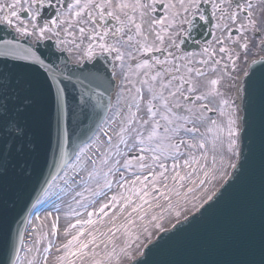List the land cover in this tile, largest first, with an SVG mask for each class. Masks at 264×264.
<instances>
[{
  "label": "snow or ice",
  "instance_id": "obj_1",
  "mask_svg": "<svg viewBox=\"0 0 264 264\" xmlns=\"http://www.w3.org/2000/svg\"><path fill=\"white\" fill-rule=\"evenodd\" d=\"M202 4L211 5V16L215 21L212 28L219 30L223 37H217L215 31L211 33L215 44L219 46V59L216 58L217 49L211 42L202 49L200 59H193L192 53L179 54L180 44L183 43L181 36L186 32L184 25L190 29L197 15L199 20H207L205 12L201 11ZM158 8H162L163 12L156 14ZM239 21L242 22L233 28ZM0 26L18 37L16 40H0V57L5 58L0 60V178L7 175L10 166L23 172L26 157L32 151L27 130L16 118L23 111V105L31 101L26 97L21 98L20 79L13 70L26 71L36 65L44 66V60L37 55L33 43L53 40L55 48L60 52L68 53L69 56L75 54L74 59L78 64L83 61L91 62L98 56L106 57L112 62L113 75L115 76L117 68L120 69V76L131 85L128 88L130 99L123 107L118 101L113 114V123L118 122V131L115 132L119 142L115 145L116 154L124 155L119 152V144H124L128 152L138 151L141 154L133 159L139 161L140 172L147 174H134V179L128 181L124 173L117 170L119 179L109 180L110 174L116 175L113 169L109 168L108 172L103 174V186L98 185V190L92 191L93 196H106L103 189L110 190L113 183L122 190L127 183H130L131 187L126 190L127 195L121 191L119 195L111 196L108 202L101 204L95 211H87L88 205L83 203L86 198L83 193L77 192L76 196L81 199L75 202L85 209L87 219H77L65 229L66 237L73 231L75 234L57 248V252L63 254L56 258V264H113L120 254H128L132 241L139 239L138 235H133V227L137 223L133 214H139L138 220L143 224L148 215L144 205L151 207L148 197L153 192H159V196L167 201L166 207L158 202L156 207H164L165 211H169L173 204L167 193L174 192L177 197L183 195L184 199H187L189 194L210 182L209 176L215 177L219 171L216 167V153L239 156L236 152L235 109L229 100L224 98L220 86L225 77L231 79L238 74L239 57L225 46L226 40H231L233 44L238 43L245 54L249 51L248 40L240 42L238 38L233 39V31L239 36H245L250 30L260 39L259 47L264 51V36L259 35L264 31V27L254 14L252 0H219V3L217 0H0ZM225 32L229 34L227 37L223 36ZM21 40H27L29 43L25 45ZM156 53L160 55H152L151 60L147 58L149 54ZM247 74L245 70V75ZM241 82L244 83L243 78ZM137 84L141 86L137 87ZM246 91L247 88H238L240 94ZM62 96L63 90L61 99L58 100L60 112H63L64 108ZM213 101H217L216 107L212 106ZM226 106L229 107V112L225 138V129L216 120L210 119L207 113L219 110L220 116H224ZM177 109H183L186 114L177 116ZM201 126L204 131H201ZM209 134L213 135L210 137ZM112 146L111 136L97 145V151L103 149L106 152L101 160L102 164L109 163L108 157L112 154L106 149ZM88 147L90 145L80 149L76 155L78 162L83 161ZM182 147L188 150L183 165L178 162L179 157L185 156L181 151ZM192 150H200L199 159ZM209 151L213 153L211 168L200 165V160L207 161ZM169 158L173 161L171 169L165 163ZM91 163L95 165L96 161L92 160ZM115 163L121 165L125 171L132 167V159L127 157L122 164L119 160ZM219 163L223 166V155ZM228 166L237 168V164L231 162ZM182 167L192 168V171L181 174ZM200 172L205 179H200ZM88 175L93 177L94 173L89 172ZM193 176L196 178L193 179ZM169 179L173 181L172 187L167 183ZM161 182L165 191L156 187L157 183ZM186 182L194 187H188L182 194L179 189L184 187ZM64 183L68 184V179H65ZM137 183L142 187H137ZM133 197L138 198L140 202L136 203ZM210 200L211 195L205 203ZM117 206L119 215L127 212L124 222L116 224L117 213H113L112 227L108 232L100 233L99 236L91 230L86 233V226L90 229L97 222H102L103 217L108 216L106 209ZM176 206L178 207V202ZM180 214L179 211L174 213L177 219ZM74 215L79 217L81 213L74 211ZM162 218V214L151 215L150 223L157 231L163 227L159 222ZM36 219L39 220V217ZM148 231L147 226L141 228L143 233ZM118 232L126 237L119 253L114 243ZM57 233V223L53 222L50 227L51 237L55 238ZM85 236L87 239H82ZM148 238H151L150 234ZM41 239H48V233L41 232L35 244L39 245ZM100 243L105 244L102 257L97 251ZM109 244L113 245L110 251ZM51 247L52 241L49 240L48 246L43 249L45 261ZM34 250L38 252L39 248H29L28 252ZM19 261L17 249L11 264H19ZM27 264H39V261L29 257Z\"/></svg>",
  "mask_w": 264,
  "mask_h": 264
},
{
  "label": "water",
  "instance_id": "obj_2",
  "mask_svg": "<svg viewBox=\"0 0 264 264\" xmlns=\"http://www.w3.org/2000/svg\"><path fill=\"white\" fill-rule=\"evenodd\" d=\"M206 28L201 26L197 37L205 40ZM2 39L16 40L0 26ZM33 47L44 66L13 70L20 79L21 98L31 101L16 118L27 130L32 151L23 172L10 166L0 178V264H11L30 209L95 133L112 92L105 62L97 59L79 68L69 65L50 41ZM256 62L241 82L247 91L239 93L237 168L212 200L162 233L130 264H264V59ZM61 90L70 96L63 112L57 111L55 99L61 97L54 94ZM61 113L66 116L63 125L57 124Z\"/></svg>",
  "mask_w": 264,
  "mask_h": 264
},
{
  "label": "rangeland",
  "instance_id": "obj_3",
  "mask_svg": "<svg viewBox=\"0 0 264 264\" xmlns=\"http://www.w3.org/2000/svg\"><path fill=\"white\" fill-rule=\"evenodd\" d=\"M253 4V11L255 16L262 22L263 27V18H264V0H252ZM242 21H239L238 24L234 27H237L239 23ZM217 37H222V34L219 30H214ZM229 34L225 32L223 34L224 37H227ZM260 36H263L262 32L259 33ZM223 38V37H222ZM233 39H239L240 42H244L245 39L248 40L249 44V51L247 54H245L240 48L239 44H233L231 40H226L225 46L228 47L235 55L239 57L238 63H237V69L238 74L234 75L233 78L229 79L225 77L222 81V84L220 86V91L224 94V98L229 100L230 105L235 109V116H236V131H237V137H236V152L238 148V117L240 115L238 110V103L237 98L235 97L236 92V84L238 81V77L242 76L245 73V68L247 64L255 59L258 55V47L261 43L260 39H257L253 33L249 30L245 36H232ZM210 43V42H209ZM209 43L206 44L204 47L209 46ZM211 44L213 47L217 49V59L220 58V54H218V45L215 44L214 39H212ZM202 47L201 50L196 55L198 59L201 58L202 55ZM147 98V97H146ZM120 102V106L123 107L126 102L122 97H118V100L115 98V101L113 102L114 107L111 109L110 114L108 115L107 119L105 120L103 126L99 130L98 134L94 138V140L89 144L90 147L86 148L83 161L78 162L76 159L68 166V168L65 169L64 173L52 184L49 192L45 194V196L38 202L36 205L33 213L30 216V219L28 221L27 226V236H26V243L21 249L20 253V261L19 264H27V258L34 257L39 261V264H56V258L59 255H62V252H57V248L61 247L64 243L67 242L68 239H71V236L75 234V231H73L69 236L64 235L65 229L68 227L69 224L75 223L77 219L80 220H86L87 219V213L83 207L78 205L75 200H80L81 197H77L76 193L81 192L83 193V196L86 198L83 203H86L88 205L87 211H95L98 210L100 205L103 203L108 202V200L113 195H119L121 191H124L127 195V189L131 187L130 183H127L125 185V189H120L116 183H113L112 188L109 190L108 188H104L103 191L106 193V196H100L95 197L92 195V191L98 190V185L103 186L104 184V173L108 172L109 168L113 169V173L116 175L110 174L108 176L109 180L112 179H119V175L117 174V170L119 172L124 173V176L126 180L131 181L134 179L135 175H146L147 173H141L139 170V161L136 159H133L134 156H138L141 153L138 151H132L128 152L124 144H119V152L124 153V155H117V148L116 144H118V138H115V132L114 127L116 126V123H113V114L116 111L117 102ZM213 107L217 106V101H213L212 103ZM183 112V109H177L176 110ZM229 107L224 108V116H220L219 110L213 111L215 113L214 115H210V113H207V116L210 119H214L220 124L224 129L223 136L227 137V119ZM143 114V113H142ZM182 115V116H183ZM190 126V125H189ZM201 131H204L203 126H201ZM107 133V135H105ZM181 135H184L181 133ZM213 134H209L211 137ZM108 136L112 137L113 140V146L111 148H107L106 151L110 152L112 155L108 157L109 163L107 165L102 164L101 160L104 158V155L106 154L105 150L97 151V145L101 141H106L108 139ZM195 143V141H193ZM226 146V145H225ZM181 151L185 153V156H181L178 158V162L183 165V160L186 158L187 151L183 147L181 148ZM196 157L199 159L201 152L200 150H192ZM150 155V154H149ZM216 159L217 164L216 167L219 169L217 171L215 177H208L209 183H206L203 187H199L194 193L189 194L187 199H184L183 195L181 197H177L174 192L173 193H167L169 195L170 200L173 204V208L169 211H165L164 207L167 206V201L162 199L159 196V192H153L154 199L151 200V207L149 205H144V208L148 211V215L146 216L145 220L143 221V224H141L138 220L139 214H133V218L137 220L136 225L133 227V235L134 234H140L142 235L143 232L140 230L134 229L147 226L149 231L148 233H152L150 240L155 236L157 232L160 230L167 229L169 226H171L175 221L184 218L188 214L194 212L202 203H204L209 195H212L216 189L219 187V185L223 182V180L229 175L231 171V167H229V162L236 163L237 155L236 154H227V153H216ZM221 155H223L224 158V164L223 166L220 165L219 161L221 159ZM89 157L91 159H89ZM127 157L128 159H132V167L131 169L125 171L121 165H116V161H121V164L123 163V160ZM212 158L213 153L211 151L208 152V159L207 161L200 160V165L205 166L207 168H211L212 165ZM92 160H95L96 163L93 165L91 163ZM165 163L168 165L169 169H171V165L173 163L172 159L169 158ZM159 171V169H157ZM181 174H184V172L192 171V168H181L180 169ZM93 172V177H89L88 173ZM200 179H205L203 176V173H198ZM196 177L193 176V179ZM65 179H68L69 183L65 184ZM151 177H149V188ZM169 187H172L173 181L169 179L167 181ZM198 183V181H197ZM137 187H142L139 183L136 185ZM157 188L160 189V191H165L163 187V183H157ZM188 187H194L193 184L186 182L185 186L180 188L179 191L183 194L187 191ZM85 189H89L90 191H85ZM152 193V194H153ZM75 197V199H74ZM134 201L136 203H139L140 201L138 198L133 197ZM91 201H95V203H91ZM159 203L160 205H163L164 207H156V203ZM178 202V207L176 206ZM58 209V211H57ZM74 211H79L81 215L79 217L74 215ZM108 212V216L103 217L102 222H97L94 226H92L90 229L86 226L85 231L91 230L93 231L97 236H99L100 233L108 232V229L112 227V214L117 213V218L115 219L116 224H120L121 222H124V217L127 215V212H125L123 215H119V207L115 208H109L106 209ZM128 211H131V209H128ZM175 211H179L181 214L179 216V219H177L174 215ZM143 214V213H141ZM152 214H162V219L159 221L163 227L157 231L156 229L153 231V226L150 223L151 215ZM39 217V220L36 218ZM58 218V219H57ZM96 219V217H94ZM53 222L57 223L58 227V233L55 238L51 237L50 234V227ZM153 231V232H152ZM41 232L48 233V239H41L40 244L36 245L35 241L40 236ZM146 233V234H148ZM109 236H111V233H109ZM82 239H87V236L83 237ZM101 239H103L101 237ZM126 237L118 232L116 234V237L114 238V243L116 245V251L119 253L120 247L124 245ZM49 240L52 241V247L50 251L46 254L48 256L47 261L43 259L45 253L43 249L48 246ZM99 243V240H98ZM132 245H135L132 244ZM36 247L39 248V251H33L31 253L28 252L29 248L35 249ZM113 245H108V250L110 251L112 249ZM105 250V244L100 243L99 248L97 251L101 253V257L103 256V252ZM141 251V248H136V250H133L132 257H136L139 255ZM123 254L119 255V258L113 261V264H124L128 259H122ZM101 257H97L98 259Z\"/></svg>",
  "mask_w": 264,
  "mask_h": 264
},
{
  "label": "flooded vegetation",
  "instance_id": "obj_4",
  "mask_svg": "<svg viewBox=\"0 0 264 264\" xmlns=\"http://www.w3.org/2000/svg\"><path fill=\"white\" fill-rule=\"evenodd\" d=\"M163 12V9L162 8H158L157 9V13L156 14H160V13H162ZM186 27H187V25H186ZM183 35V34H182ZM181 38H182V36H181ZM179 42V41H178ZM179 54L180 55H183L182 54V52L180 51V49H179ZM73 56H75V54H73ZM149 56H150V54H149ZM115 77H116V79H117V81H120L121 83H122V90L123 91H125V92H128V88H130L131 87V85H129V84H127L124 80H123V78L120 76V69H116L115 70ZM133 79H134V77H133ZM138 87V86H137Z\"/></svg>",
  "mask_w": 264,
  "mask_h": 264
},
{
  "label": "bare ground",
  "instance_id": "obj_5",
  "mask_svg": "<svg viewBox=\"0 0 264 264\" xmlns=\"http://www.w3.org/2000/svg\"><path fill=\"white\" fill-rule=\"evenodd\" d=\"M154 194H156V193H153V194H151L149 197H148V199L151 201V200H153L155 197H154Z\"/></svg>",
  "mask_w": 264,
  "mask_h": 264
}]
</instances>
